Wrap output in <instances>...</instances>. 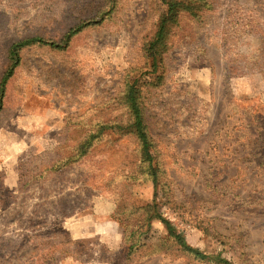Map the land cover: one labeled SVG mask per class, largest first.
<instances>
[{"label": "rangeland", "instance_id": "obj_1", "mask_svg": "<svg viewBox=\"0 0 264 264\" xmlns=\"http://www.w3.org/2000/svg\"><path fill=\"white\" fill-rule=\"evenodd\" d=\"M209 2L198 17L180 14L157 60L164 77L143 90L157 209L206 254L264 264V0ZM166 9L162 0H0V84L13 43H63L98 20L64 48H23L7 83L0 264H225L174 245L158 217L146 221L155 187L139 141L111 127L128 124L122 93L153 69L149 41Z\"/></svg>", "mask_w": 264, "mask_h": 264}, {"label": "trees", "instance_id": "obj_2", "mask_svg": "<svg viewBox=\"0 0 264 264\" xmlns=\"http://www.w3.org/2000/svg\"><path fill=\"white\" fill-rule=\"evenodd\" d=\"M166 5V12L162 15L158 21L157 28L153 38L149 41V48L153 52L154 64L153 69L146 71L140 74V76L130 80L127 83L124 92L122 93V102L128 109L129 119L126 126H118L117 124L111 126L118 130V127L125 129L128 133L134 134L140 144L142 151V163L147 164V172L152 176L154 187H155V200L151 203V206L148 208L153 209L152 214L148 215L146 221H151L153 218L158 217L161 219L165 225L169 238L173 240L174 245L181 248L183 251L189 253L197 259L201 260H213L219 263L231 264L228 261L222 259L218 260V257L206 254L201 249L196 248L189 244L186 236L180 233L171 221L166 219L161 215L158 208V203L156 197L159 196V189L162 187L161 181H159V175L161 173L160 168L155 167L154 165V155L152 149L154 147V142L150 136L148 124L146 121L145 106L143 101L144 91L146 86H157V83L163 79V74L159 73L158 70V58H163L164 54L169 49L168 36L172 29L179 24V17L182 12H189L194 17L200 16V14L205 9H210L212 5L209 0H162ZM98 23V20H88L84 21L81 24H78L74 28L68 31L65 36L63 43L56 41H49L41 36H32L22 40H19L10 48V54L13 60V63L9 69L5 72L1 84H0V110L3 104L4 95L6 93V86L9 79L13 76L15 68L20 63V51L33 44L41 45H50L52 47L64 48L67 46L70 39L77 34L83 27H86L91 24ZM144 77V78H143ZM152 79H156L152 81ZM146 83V84H145ZM108 126L104 125L101 127L100 132L92 134V131L88 132L84 141H81L79 144V153L80 155H87L90 151L93 143L101 137V131L105 130ZM156 204V205H155ZM119 220V219H118ZM120 221V220H119ZM126 234V232H125ZM128 235V233H127ZM130 237V235H128ZM149 238V237H146ZM137 243H132L129 246L128 257L132 254Z\"/></svg>", "mask_w": 264, "mask_h": 264}, {"label": "crops", "instance_id": "obj_3", "mask_svg": "<svg viewBox=\"0 0 264 264\" xmlns=\"http://www.w3.org/2000/svg\"><path fill=\"white\" fill-rule=\"evenodd\" d=\"M71 226L74 228L75 231H81L82 230V228H80L81 227V224H79L78 222H73V225H71ZM70 230H72V229L70 228ZM106 235H108V236L106 237L105 242H107V243L113 242L112 239H114L115 233L112 232V229H111V232L108 231L106 233Z\"/></svg>", "mask_w": 264, "mask_h": 264}]
</instances>
